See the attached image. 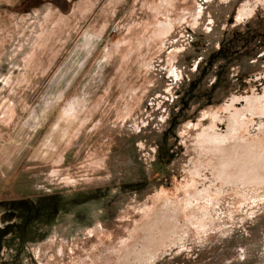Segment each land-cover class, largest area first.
<instances>
[{"label": "rangeland", "instance_id": "1", "mask_svg": "<svg viewBox=\"0 0 264 264\" xmlns=\"http://www.w3.org/2000/svg\"><path fill=\"white\" fill-rule=\"evenodd\" d=\"M21 1L0 264H264V0Z\"/></svg>", "mask_w": 264, "mask_h": 264}, {"label": "trees", "instance_id": "2", "mask_svg": "<svg viewBox=\"0 0 264 264\" xmlns=\"http://www.w3.org/2000/svg\"><path fill=\"white\" fill-rule=\"evenodd\" d=\"M31 1L33 0H22L19 4H18V7H25L27 8V5L31 3ZM27 4V5H26ZM23 215V214H22ZM21 217V215H20ZM29 218V217H28Z\"/></svg>", "mask_w": 264, "mask_h": 264}, {"label": "crops", "instance_id": "3", "mask_svg": "<svg viewBox=\"0 0 264 264\" xmlns=\"http://www.w3.org/2000/svg\"><path fill=\"white\" fill-rule=\"evenodd\" d=\"M34 1H35V0H33V1H31V2H34ZM48 1H49V0H48ZM48 1H47V2H48ZM69 1H72V0H69Z\"/></svg>", "mask_w": 264, "mask_h": 264}]
</instances>
